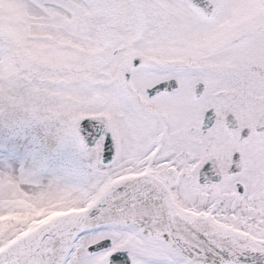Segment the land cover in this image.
<instances>
[{
    "label": "snow or ice",
    "instance_id": "obj_1",
    "mask_svg": "<svg viewBox=\"0 0 264 264\" xmlns=\"http://www.w3.org/2000/svg\"><path fill=\"white\" fill-rule=\"evenodd\" d=\"M19 78L102 170L82 212L0 225V264L264 256V0H0V84ZM31 199L0 174V213Z\"/></svg>",
    "mask_w": 264,
    "mask_h": 264
},
{
    "label": "rangeland",
    "instance_id": "obj_2",
    "mask_svg": "<svg viewBox=\"0 0 264 264\" xmlns=\"http://www.w3.org/2000/svg\"><path fill=\"white\" fill-rule=\"evenodd\" d=\"M37 2L51 7L62 0ZM32 86L23 78L0 84V174H10L32 197L24 211L0 214L28 220L74 207L75 190H87L102 170L68 132L64 117L37 113L26 102ZM65 189L73 190L69 203L58 198Z\"/></svg>",
    "mask_w": 264,
    "mask_h": 264
},
{
    "label": "water",
    "instance_id": "obj_3",
    "mask_svg": "<svg viewBox=\"0 0 264 264\" xmlns=\"http://www.w3.org/2000/svg\"><path fill=\"white\" fill-rule=\"evenodd\" d=\"M194 2L197 5H199L201 8H204L207 5V0L206 1L205 0H194ZM78 141H79V139H78ZM79 143H80V141H79ZM111 162H112V159L109 158V159L104 160L103 164L107 165V164H110ZM205 182H207V181H206L205 177H203L202 183L204 184ZM128 191H129V189L125 185H121V186H118L117 188H115V190L112 191L111 194L106 198L107 202L100 203L96 208H93L90 211V213H89L90 218L97 217L98 215H100L101 209L107 208L109 206V204L118 205L121 202V197L123 196V194H125ZM82 211H83V209H80V210L65 213L64 215H68L70 213H80ZM245 255H246V259L242 258V260L244 261V264H264V256H262L259 253H251L250 252V253H246Z\"/></svg>",
    "mask_w": 264,
    "mask_h": 264
},
{
    "label": "bare ground",
    "instance_id": "obj_4",
    "mask_svg": "<svg viewBox=\"0 0 264 264\" xmlns=\"http://www.w3.org/2000/svg\"><path fill=\"white\" fill-rule=\"evenodd\" d=\"M92 184H94V183H92ZM91 185L89 186V188L91 187ZM79 209H81V208H79V207H72V208L68 209L67 211H74V210H79ZM62 214L63 213L53 212V213L44 215V220H45V222H47V221L53 220V219L61 216ZM92 218L94 219V217H92ZM26 220H28V219L27 218H23L22 216H8V215L0 214V225H7V224H9L10 222H13V221L19 222V221H26Z\"/></svg>",
    "mask_w": 264,
    "mask_h": 264
},
{
    "label": "flooded vegetation",
    "instance_id": "obj_5",
    "mask_svg": "<svg viewBox=\"0 0 264 264\" xmlns=\"http://www.w3.org/2000/svg\"><path fill=\"white\" fill-rule=\"evenodd\" d=\"M205 1H206V0H205ZM83 150H84V149H83ZM84 151H85V150H84ZM88 164H89V163H88ZM201 179H202V178H201ZM201 179H200V182L202 181ZM217 179H219V177H213V181H217ZM125 255H127V254L125 253Z\"/></svg>",
    "mask_w": 264,
    "mask_h": 264
}]
</instances>
